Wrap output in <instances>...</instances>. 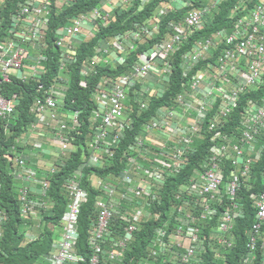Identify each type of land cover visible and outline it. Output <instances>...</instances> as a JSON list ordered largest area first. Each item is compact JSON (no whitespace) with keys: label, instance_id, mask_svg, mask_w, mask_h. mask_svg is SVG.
<instances>
[{"label":"built area","instance_id":"2783aa9c","mask_svg":"<svg viewBox=\"0 0 264 264\" xmlns=\"http://www.w3.org/2000/svg\"><path fill=\"white\" fill-rule=\"evenodd\" d=\"M135 1L99 0L56 30L59 71L46 85L39 84L29 106L33 119L5 154L20 216L27 220L23 242L38 237L32 222L53 213L52 177L68 154L80 148V162L62 181L67 203L59 222L50 225V250L24 264H200L206 254L221 260L218 264H264V168L253 174L264 148V93L249 99L237 123L227 127L242 95L264 92V0H236L223 20L228 26L205 33L223 0H158L141 22L101 38L81 64L79 84L89 86L99 66L110 71L92 86L91 132L77 143L82 109L63 100L70 86L67 64L76 60L77 44L97 37ZM151 1L140 0L138 9ZM10 3L8 33L0 40V86L13 78L28 82L46 75L49 15L54 7L76 1L0 0V27ZM179 11L181 16L163 26L169 13ZM180 50L182 79L175 90L169 78ZM166 93L169 100L153 108L122 149L119 172L92 171L86 178L97 194L87 225L88 251H80V209L88 199L84 168L113 166L124 132L135 127L134 109L150 111L152 100ZM17 100L16 93L7 96L0 87V118L15 112ZM197 140L207 141L202 160L169 193L163 215L159 193L190 162ZM247 193L254 219L245 231L244 251L233 263L228 255L238 245L233 230L244 216ZM205 219H216L208 233ZM8 221L0 205V238ZM146 221L155 222L154 230L142 254L129 257Z\"/></svg>","mask_w":264,"mask_h":264},{"label":"trees","instance_id":"16d2710c","mask_svg":"<svg viewBox=\"0 0 264 264\" xmlns=\"http://www.w3.org/2000/svg\"><path fill=\"white\" fill-rule=\"evenodd\" d=\"M76 3L73 5H66L62 7H54L49 15V22L47 27V42H48V71L46 75L39 81L29 80L28 82H23L18 79L13 78L10 82L3 83L0 87L3 93L7 96H12L13 93L17 94V106L15 112L8 116L7 118H0V180H1V189H0V205H2L9 215V221L5 226V231L0 238V264H24L33 262L37 256L41 253H46L51 248L52 236H53V225H56L65 208L67 199L64 196L63 191L61 190L62 181L68 176L69 172L73 170L78 163L80 162V148L75 150L72 153H69L65 159V165L61 168L58 173L54 174L52 177V196L55 202V207L53 208L52 214H45L39 220H36L31 223L33 228L38 233V237L29 242H23L24 233H25V224L26 219L20 216V210L18 206L17 199L13 192L12 177L10 172L9 163L5 157V154L8 152V149L14 138L19 136L24 132L29 124L31 123L33 116L29 111V106L31 104L32 98L37 94V88L39 84L44 83L45 85L52 79L59 71V56L60 50L54 43L56 38V30L63 26L65 23H68L67 20L73 15L80 11L90 9L95 6L99 0H75ZM236 0H223L219 11L216 14L215 18L212 21L211 27L207 28L202 32L211 31L215 28H218L224 23V19L228 15V11ZM140 0H136L134 5L128 10L123 11L122 14L117 16V19L110 23L107 27L100 29V32L97 37L83 41L76 45V60L69 61L67 64L68 74L70 73V86L68 91L63 96V100L67 105L72 108L82 109L80 115V121L82 123L81 133L78 134L77 143H84L86 134L91 132L89 124V115L92 110L93 104L90 101L91 90L94 82L98 79V76L102 73L110 71L109 67L99 66L97 74L89 77V86L81 87L79 84L80 81V68L82 62L89 58L94 50V46L98 44L101 38L105 36L114 35L116 33L124 32L133 27L137 22H141L150 12H152L155 7L158 5V0H153L150 3L144 5L141 9H138ZM195 3H199L196 1ZM14 4L10 3L6 6L5 10L2 12V16L6 18L4 24L0 27V40L8 32L6 27L8 24V16L11 12V7ZM9 7V8H7ZM182 15V11L178 13H169L163 20V26L166 25V21L170 18L179 17ZM183 50V49H182ZM178 51L173 58V73L171 78V84L173 89L178 90L180 85V80L182 79V68L180 66V55L181 51ZM134 56V55H133ZM133 56L130 58L132 59ZM203 63V62H202ZM202 64H199L201 66ZM127 66H120L115 72L125 70ZM264 92L259 89L257 91H250L242 95L239 101V106L232 113L231 120L229 121L227 127L232 128L238 120L242 106L249 99H257ZM170 93H166L164 97L153 99L150 103V111H142L134 109L132 115L136 118L135 127L133 131L124 132L120 145V150L117 153V157L113 163V166L106 168H84L85 181L83 186L88 191V199L81 205L80 216H79V243L78 247L80 251H88L85 249V244L88 242V233L87 225L89 222V216L94 204L95 195L97 190L93 189L88 185L87 177L92 171L106 175L109 172H114L115 174L119 172L123 162L120 163L119 155L122 152V149L125 148L128 142L131 141L134 133L140 129L141 122L146 120L150 112H152L155 106L159 103H165L169 100ZM203 142V143H202ZM207 141H196L195 145L197 146L196 152L191 156L190 162L186 167L176 176L168 178V181L164 185V188L161 189L159 196L162 200L161 204H158L161 208V212L164 215V209L169 205V193L174 189L180 187L183 184L185 178L192 173V170L195 167L199 166V162L202 160L201 157L206 151ZM264 146V142H263ZM116 162V163H115ZM119 162V163H118ZM121 164V165H120ZM119 166V167H118ZM264 168V148L260 161L253 169L254 176H259L260 171ZM5 170V171H4ZM167 190V191H166ZM157 193V192H156ZM164 198V199H163ZM245 199V212L242 218H239L235 224V229L233 230L234 235L237 237L238 245L233 249L232 252L228 255L229 261L235 263V257L238 258V252L244 251L245 247V238H246V229L252 223L254 219V207L252 206V198L250 194L247 193L243 196ZM153 207H156V202L152 201ZM196 215H199V212L195 211ZM201 223V222H200ZM203 231L208 233L216 223V219H205L203 222ZM52 225V226H50ZM31 226V227H32ZM155 227V222L146 221L143 223L141 230L137 233L136 240L134 243V250L128 253L129 257L139 256L142 254L145 247V242L150 234L153 232ZM221 260L211 257L209 254L205 255V262L200 264H218ZM84 264V263H83Z\"/></svg>","mask_w":264,"mask_h":264},{"label":"clouds","instance_id":"9594fccd","mask_svg":"<svg viewBox=\"0 0 264 264\" xmlns=\"http://www.w3.org/2000/svg\"><path fill=\"white\" fill-rule=\"evenodd\" d=\"M8 223V222H7ZM5 226H6V224H5ZM4 231H5V227H4V229H3V233H4Z\"/></svg>","mask_w":264,"mask_h":264},{"label":"bare ground","instance_id":"6f19581e","mask_svg":"<svg viewBox=\"0 0 264 264\" xmlns=\"http://www.w3.org/2000/svg\"><path fill=\"white\" fill-rule=\"evenodd\" d=\"M116 163V162H115ZM119 163V162H118ZM121 165V164H120ZM119 167V166H118ZM5 171V170H4ZM167 191V190H166ZM164 199V198H163Z\"/></svg>","mask_w":264,"mask_h":264}]
</instances>
